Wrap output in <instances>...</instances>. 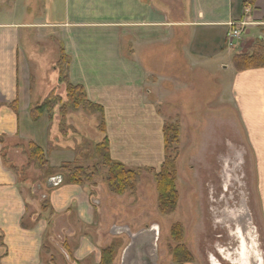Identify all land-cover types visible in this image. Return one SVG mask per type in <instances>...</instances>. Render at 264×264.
Segmentation results:
<instances>
[{
  "label": "crops",
  "instance_id": "1",
  "mask_svg": "<svg viewBox=\"0 0 264 264\" xmlns=\"http://www.w3.org/2000/svg\"><path fill=\"white\" fill-rule=\"evenodd\" d=\"M31 2L39 11L33 21L0 15V264L44 263L46 223L33 211L35 196L26 189L27 172L38 169L29 163L30 143L44 150L53 167L75 157L74 137L68 142L63 136L58 117L45 113L34 120L30 110L55 88L64 87L57 67L62 50L69 58V80L83 86L87 98L104 109V136L109 137L112 158L132 168L163 162L165 121L157 107L164 102L154 97L152 85L170 83L166 80L175 73L181 76V108L202 109L212 106L209 97L215 102L219 90L208 88V96L202 99L199 94L196 100L192 88L197 79L215 75L222 104L236 108L247 136L264 223V67L238 72L232 62L244 43L264 39V0ZM245 20L253 22L230 48L232 25ZM27 45L53 55L51 70L43 72L39 62L31 64ZM188 69L198 73L191 77ZM18 155L24 166L16 161ZM50 190L43 195L50 209L47 219L71 218L85 224L94 220L95 196L87 186L62 182ZM79 241L74 248L78 259L95 249L89 238Z\"/></svg>",
  "mask_w": 264,
  "mask_h": 264
},
{
  "label": "rangeland",
  "instance_id": "2",
  "mask_svg": "<svg viewBox=\"0 0 264 264\" xmlns=\"http://www.w3.org/2000/svg\"><path fill=\"white\" fill-rule=\"evenodd\" d=\"M31 1L0 0V15L14 14V18L20 16L21 21H33L39 11ZM251 21L245 20V22ZM249 24L245 26V31L248 30ZM257 40L258 37L254 41H247L243 48L240 46L236 49L234 55L249 53ZM27 47L29 50L27 48L26 54L31 64L37 65L35 63L39 62L40 65H37L39 70L43 72L51 70L52 65L48 63L53 57L51 53L45 54L38 45L33 47L27 45ZM240 49L241 52H237ZM33 70H35L34 66ZM197 73L198 70L195 74ZM174 74L170 72L171 76L166 80L170 83L161 84L156 81L152 88L155 90L154 97L164 102L157 108L162 113L165 123L175 122L177 119H180L181 123L179 153L170 155L171 161L177 167L176 186L179 201L176 210L169 214L160 212L157 202V182L154 175L146 170L142 171L136 191L117 195L106 181L108 171L104 167L103 160L95 156L84 160L85 165L92 167L96 165L93 168L97 169L92 182L84 184L89 188L91 195L95 196L92 198L94 203L92 204L96 209L94 220H90L88 224L71 218L49 220L46 218L50 213L49 204L43 195H48L51 190L46 187V181L50 175L56 176L62 173V169L61 166L56 167V170L50 168V171L33 169L32 173L26 174V189L35 196L33 211L43 217L46 223L42 245L43 264H102L100 260L104 246L119 242L120 252L129 240L126 231L122 233L115 230L117 233H112L114 224L136 231L155 222L160 225L159 251L162 264H172L168 250L170 247L174 251L178 243L170 236V230L173 224L178 222L183 228L181 263L248 264L244 262L242 256L240 216L243 212L247 217L250 235L254 239L252 245H255V251L262 261L260 264H264V223L258 207L254 159L247 149V136L237 110L235 107L232 109L222 104V91L221 87L217 86L215 75L197 79L198 82L193 88L192 84L189 85V89L192 88L195 93L196 100L199 94L202 99L206 98L208 88L219 90L215 102L212 103L213 99L209 97L211 101L207 103L210 102L212 106L184 110L181 108V76L177 77ZM187 74L191 77L195 76L193 70L188 69ZM158 79L162 80V78ZM218 80H222L219 74ZM224 80L221 81L223 84ZM229 82L228 77L225 85ZM63 85L64 87L60 86L51 91L43 98L42 103L52 98L50 101L54 105L53 116L56 115L60 120L59 130L63 136L69 138L68 142L72 141L71 136L74 137V148L85 141L89 145V153L93 154V145L104 139V133L100 131L103 122L101 112H92L85 104L78 109L64 106L68 94L66 85ZM193 103L199 105L198 102ZM63 108L66 109L65 118L61 113ZM194 115L196 118L193 117ZM63 119L65 125H61ZM163 146L161 156L164 162V137ZM74 160L66 163H72ZM16 161L23 165L24 158L16 157ZM51 167L55 168L52 165ZM153 168L160 169V165ZM38 175L40 176L37 177ZM34 179V182H30ZM40 184L41 189H39ZM96 199L99 200V206L95 203ZM83 236L89 238L93 245L95 244V249L89 252L87 257L78 259L75 249L80 246L79 240ZM184 260L188 261L183 262Z\"/></svg>",
  "mask_w": 264,
  "mask_h": 264
},
{
  "label": "trees",
  "instance_id": "3",
  "mask_svg": "<svg viewBox=\"0 0 264 264\" xmlns=\"http://www.w3.org/2000/svg\"><path fill=\"white\" fill-rule=\"evenodd\" d=\"M255 1L256 0H249V3L254 4ZM232 60L233 65L235 66V69L238 72L264 67V40H257L256 44L249 53H236L233 56ZM69 64L70 63L68 55L65 53L64 50H62L59 61L57 62V67L60 72V82L64 83L67 87L68 100L67 103L63 105L78 109L82 107L83 104H85L92 112L100 111L101 117L103 118V122L100 125V131L106 134L107 132L104 121L103 107L101 105L91 102L87 98L83 86L73 84L69 80ZM51 99L52 98L48 99L43 103L31 107V116L34 120L39 119L45 113H48L50 115V118L52 119L54 105L53 103L51 104ZM61 113L65 118L66 109H61ZM61 125H65V119H63ZM180 126V119H177L175 122H169L164 124L163 137L165 144V160L161 163L160 169H155L153 167L148 166L132 168L125 165L121 161L113 159L110 151V140L109 137L105 135L104 139L100 143L93 145V154L89 153L90 148H88L89 145H87L85 141H83L80 145H77V147L74 148V153L76 157L75 160L72 163L65 162L61 165L62 173L60 174L64 176L63 182L77 185H84L87 182H92L94 175L97 173V169L93 168L96 165H94L93 167L90 165H85L84 160H88L92 157L97 156L103 160L104 167L108 171L106 181L110 186V189L113 190V192L117 195H123L129 191H136L137 186L141 180L143 170L152 173L157 182V202L159 210L163 214L172 213L177 208L179 194L176 186L177 167L175 166L173 161H171L170 155L172 153H179L178 145L180 144ZM27 156L29 159V163L34 164L41 171H50V168L53 170L57 169L56 167H51V164L44 150L33 142H31L29 145ZM91 169L92 171H90ZM53 176L54 175H50L48 177L46 181V186L49 178ZM182 230L183 228L180 222L174 223L171 228V234L174 240L179 243H181ZM118 243H112L111 245L103 248L101 256L102 264H113L115 262L119 252V248L121 247V245H118ZM173 253H175L176 259L180 258H178V256L180 255H178L176 251ZM187 261L188 260H184L183 262Z\"/></svg>",
  "mask_w": 264,
  "mask_h": 264
},
{
  "label": "flooded vegetation",
  "instance_id": "4",
  "mask_svg": "<svg viewBox=\"0 0 264 264\" xmlns=\"http://www.w3.org/2000/svg\"><path fill=\"white\" fill-rule=\"evenodd\" d=\"M247 217L245 213H241L240 222H241V237L243 238L242 242V256L245 263L248 264H260L262 261L255 251V245H252V240H254L249 232V227L247 226ZM160 225L158 223L147 224L146 226L133 231L129 227H120L115 224L113 229L119 232L131 231V237L125 233L129 240L125 243L123 249L119 252L116 257L115 262L119 264H162L161 255L159 251V239H160ZM118 228V229H117ZM248 230V231H247ZM119 236V235H116ZM170 236L173 238L170 230ZM174 239V238H173ZM174 247L179 259L175 257V251H172L169 247L170 256L172 257V264H181V243ZM251 245L253 248H251ZM180 247V248H179ZM127 252L125 253V250ZM215 263V262H212ZM222 263V262H220Z\"/></svg>",
  "mask_w": 264,
  "mask_h": 264
},
{
  "label": "built area",
  "instance_id": "5",
  "mask_svg": "<svg viewBox=\"0 0 264 264\" xmlns=\"http://www.w3.org/2000/svg\"><path fill=\"white\" fill-rule=\"evenodd\" d=\"M249 23L250 22L241 21L232 25V29L228 37V45L230 46V48H234L237 46L245 32V26Z\"/></svg>",
  "mask_w": 264,
  "mask_h": 264
},
{
  "label": "water",
  "instance_id": "6",
  "mask_svg": "<svg viewBox=\"0 0 264 264\" xmlns=\"http://www.w3.org/2000/svg\"><path fill=\"white\" fill-rule=\"evenodd\" d=\"M64 181V176L61 175V174H58L56 176H53V177H50L48 182H47V187L48 188H53L55 186H58L60 185L62 182ZM115 229L112 230V233H115ZM127 232V235L131 237L132 233L131 231H126ZM117 233V232H116ZM115 233V234H116ZM127 252V249L125 250V253Z\"/></svg>",
  "mask_w": 264,
  "mask_h": 264
}]
</instances>
